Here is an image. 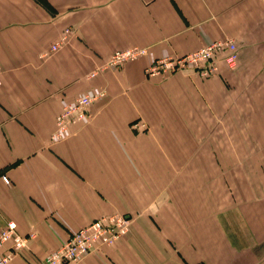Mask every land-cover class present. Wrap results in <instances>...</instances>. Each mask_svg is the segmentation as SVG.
I'll list each match as a JSON object with an SVG mask.
<instances>
[{"label": "crops", "instance_id": "obj_1", "mask_svg": "<svg viewBox=\"0 0 264 264\" xmlns=\"http://www.w3.org/2000/svg\"><path fill=\"white\" fill-rule=\"evenodd\" d=\"M225 38L237 63L214 76L145 72ZM132 46L148 52L88 76ZM0 69V229L36 233L9 264H43L116 212L128 235L73 264H264V0H0ZM96 90L88 121L51 141Z\"/></svg>", "mask_w": 264, "mask_h": 264}, {"label": "built area", "instance_id": "obj_2", "mask_svg": "<svg viewBox=\"0 0 264 264\" xmlns=\"http://www.w3.org/2000/svg\"><path fill=\"white\" fill-rule=\"evenodd\" d=\"M73 33L71 27H66L60 37L51 45L49 52H55L65 44ZM148 52L146 47L132 46L117 49L102 63L90 71L89 77H95L109 69L119 68L134 61ZM238 58L237 44L232 38L216 39L203 45L199 49L185 55H170L156 59L150 63L145 72L148 77L170 75L177 72L196 73L202 77L214 76L219 71V62L223 60L228 66H236ZM2 71L0 69V85ZM105 95L104 90L85 93L77 96L66 104L56 118V127L51 135V141L66 139L71 134L73 126L88 121L90 106ZM136 129H146L145 123H133ZM4 181L9 183L6 175ZM131 228V218L123 213L102 215L89 224L73 231L55 250L47 255L43 264H73L83 260L88 254L98 251L103 246L113 245L127 236ZM36 238L35 232L22 234L18 231L16 222L8 221L0 229V264H9L24 251L30 249Z\"/></svg>", "mask_w": 264, "mask_h": 264}]
</instances>
